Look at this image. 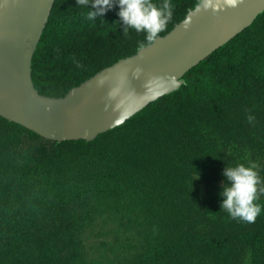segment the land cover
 <instances>
[{"label": "trees", "instance_id": "1", "mask_svg": "<svg viewBox=\"0 0 264 264\" xmlns=\"http://www.w3.org/2000/svg\"><path fill=\"white\" fill-rule=\"evenodd\" d=\"M170 2L159 36L199 0ZM86 12L55 1L32 62L39 93L64 96L138 51L144 35H123L117 7L95 23ZM184 80L92 141L0 116V264H264V211L233 219L219 195L227 164L256 162L264 186V12Z\"/></svg>", "mask_w": 264, "mask_h": 264}, {"label": "water", "instance_id": "2", "mask_svg": "<svg viewBox=\"0 0 264 264\" xmlns=\"http://www.w3.org/2000/svg\"><path fill=\"white\" fill-rule=\"evenodd\" d=\"M55 1L0 0V116L58 142L92 141L178 90L189 70L264 12V0H242L217 14L201 8L192 14L189 29L181 20L135 54L105 67L64 96L51 97L36 89L32 62ZM137 66L143 69L139 79L132 75ZM115 88L118 94L110 97Z\"/></svg>", "mask_w": 264, "mask_h": 264}, {"label": "clouds", "instance_id": "3", "mask_svg": "<svg viewBox=\"0 0 264 264\" xmlns=\"http://www.w3.org/2000/svg\"><path fill=\"white\" fill-rule=\"evenodd\" d=\"M241 2L242 0H199L196 9H190L183 17V27L185 30L191 27L192 14L201 8L217 14L228 8H236ZM77 5L87 8L86 19L92 23H95L98 17L102 19L113 7H117L123 35L127 36L130 30L143 33L144 40L138 44L140 49H143L145 44L157 40L174 16V6L170 0H77ZM142 72L140 66L132 69V75L137 79ZM150 83L151 81L147 82ZM100 84H103V81H100ZM118 92L119 88L112 89L109 96L114 97ZM247 120L254 124V115L249 114ZM222 175L225 182L219 193L222 197L221 209L233 219L254 223L264 211V206L257 202L259 194L264 193V186L256 162L227 164Z\"/></svg>", "mask_w": 264, "mask_h": 264}]
</instances>
